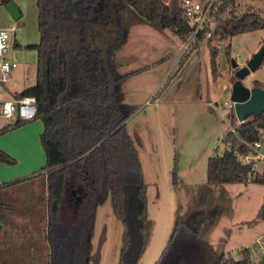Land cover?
I'll return each instance as SVG.
<instances>
[{
    "label": "trees",
    "instance_id": "obj_1",
    "mask_svg": "<svg viewBox=\"0 0 264 264\" xmlns=\"http://www.w3.org/2000/svg\"><path fill=\"white\" fill-rule=\"evenodd\" d=\"M238 1L218 0L217 25L208 45L214 38L264 28V18L255 12L230 11L238 8ZM11 2L0 0L5 5ZM37 5L40 41L27 46L38 53L36 83L15 98L34 96L37 117L44 123L48 264H89L96 210L108 196L124 227L117 264H139L151 240L153 220L139 150L127 130V120L137 108L125 102L122 89L137 71L120 73L117 53L134 22L171 29L185 38L191 29L183 20L181 0H37ZM203 42L201 37L179 58L168 82ZM217 56L214 48V70ZM231 119L235 131L226 135L228 148L208 159L211 186L248 183L252 166L242 164L238 153L247 152L248 144L264 131V113L240 124L234 115ZM23 123L16 120L14 126ZM0 161L14 164L16 160L0 149ZM253 183L264 185V171ZM14 210L0 198V223ZM257 217L264 220V198ZM208 228L193 217H178L155 264H264V255L253 260L248 248L238 259L218 252L206 239ZM0 264L9 263L0 260Z\"/></svg>",
    "mask_w": 264,
    "mask_h": 264
},
{
    "label": "rangeland",
    "instance_id": "obj_2",
    "mask_svg": "<svg viewBox=\"0 0 264 264\" xmlns=\"http://www.w3.org/2000/svg\"><path fill=\"white\" fill-rule=\"evenodd\" d=\"M11 3L20 18L0 4V29L10 30L9 58L18 62L4 89L8 99L36 83L38 53L27 46L40 41L37 0ZM237 4V13L255 12L264 18V0H239ZM263 40L264 28L214 38L210 45L203 42L180 74L168 82L179 58L174 49L181 39L171 29L157 30L144 22L130 24L129 39L118 52L119 70L122 74L137 71L123 82L122 89L125 102L137 108L127 120V130L139 150L148 185V212L153 220L151 240L139 264H155L160 258L178 217H193L203 228L209 226L206 239L218 252L236 259L244 255L242 246L264 234V220L257 217L264 198L263 184L207 183L209 157L222 155L228 148L227 133L235 131L231 116L240 124L234 109L228 107L237 80L235 73L261 49ZM214 48L218 50L216 70L211 66ZM243 83L264 89V60ZM33 121L14 126L15 120L0 117V130L7 127L0 132V149L15 151L19 156L12 155L14 164L5 163L8 172L21 170L31 153L42 162L37 161L40 167L46 166L40 141L43 120L37 117ZM37 121L42 124L40 132ZM35 141L42 149L39 155L33 153ZM19 188L27 189L26 197L35 192L41 198V184ZM8 197H12L10 190L0 193L3 201ZM123 230L108 196L96 210L89 264H117ZM258 249V243L249 249L253 260L261 257L254 255Z\"/></svg>",
    "mask_w": 264,
    "mask_h": 264
},
{
    "label": "crops",
    "instance_id": "obj_3",
    "mask_svg": "<svg viewBox=\"0 0 264 264\" xmlns=\"http://www.w3.org/2000/svg\"><path fill=\"white\" fill-rule=\"evenodd\" d=\"M178 46L174 49V54L178 53ZM178 57L180 58V53ZM117 61L120 68L121 63L119 61L118 53ZM176 65H173L175 66L173 70L176 68ZM184 67L185 65L182 67L181 71ZM177 74L180 73L178 72ZM15 94L10 99L15 98ZM4 97L8 99L5 93ZM36 127L38 132H40L42 127L40 121H37ZM43 131L44 123L40 133V141ZM36 142L37 141H35V143L32 145L33 153L37 152V155H39L41 154L42 149ZM5 151L11 156L14 155L19 157L15 151ZM32 156L33 155L31 153L26 158L27 161L25 162V166L21 170L16 171L10 170L8 172L7 168L4 166L6 164L0 161V182L4 186L2 189H0V193H8V190H10L12 197H8V199H4V201L9 202L16 209L9 213L5 222L0 223V260H4L9 264H48L49 250L46 240L48 195L47 171L45 170V166L40 167L37 164V161L40 164L42 162L37 157ZM26 184H29L31 187H36L37 185L41 184V198L39 194H37L39 195L37 198L35 196V192H33L34 194L30 192V197H26L29 193L27 189L19 188L21 185ZM258 238H256L252 243L245 244L240 249H250L252 244L257 243Z\"/></svg>",
    "mask_w": 264,
    "mask_h": 264
},
{
    "label": "built area",
    "instance_id": "obj_4",
    "mask_svg": "<svg viewBox=\"0 0 264 264\" xmlns=\"http://www.w3.org/2000/svg\"><path fill=\"white\" fill-rule=\"evenodd\" d=\"M218 5V0H181L183 20L191 30L185 38L181 39L177 48L180 57L190 51L201 37L204 38V42L211 38L217 25ZM230 11L236 12L237 8L234 6ZM10 37V30L0 29V117L28 122L37 117L36 98L34 96L13 99L4 97V89L9 81L10 73L18 67V62L9 58ZM228 107L234 109V103H228ZM247 147V152L238 153V158L242 164L252 166L247 182L253 183L264 171V131L260 139L248 144ZM261 164L263 166L259 168ZM257 243L259 249L254 255L258 253L262 256L264 255V234L258 238Z\"/></svg>",
    "mask_w": 264,
    "mask_h": 264
},
{
    "label": "water",
    "instance_id": "obj_5",
    "mask_svg": "<svg viewBox=\"0 0 264 264\" xmlns=\"http://www.w3.org/2000/svg\"><path fill=\"white\" fill-rule=\"evenodd\" d=\"M7 8L15 16L20 18V13L12 4H7ZM264 60V40L261 49L256 52L247 62L246 66L236 71V82L231 91V101L234 103L235 115L239 123H244L250 116H260L264 113V89L258 86L248 87L243 81L252 72H255Z\"/></svg>",
    "mask_w": 264,
    "mask_h": 264
}]
</instances>
